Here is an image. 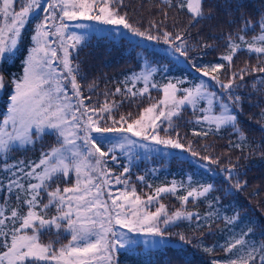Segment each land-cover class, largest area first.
Returning <instances> with one entry per match:
<instances>
[{
    "label": "snow or ice",
    "instance_id": "snow-or-ice-1",
    "mask_svg": "<svg viewBox=\"0 0 264 264\" xmlns=\"http://www.w3.org/2000/svg\"><path fill=\"white\" fill-rule=\"evenodd\" d=\"M158 7L162 19L145 24L129 14L125 0H0V62L16 56L29 23L36 21L21 73L9 78L0 71V92L12 88L7 111L0 115V264H119L120 249L135 243L131 233L144 234L149 238L144 243L156 246L172 235L167 228L180 221L194 222L196 230L207 228L212 234L217 221L234 225L240 220L242 208L234 207L233 201L225 205L213 193L221 192L228 199L248 184L238 165L256 149L247 142L239 117L246 96L251 95L249 87L264 94V11L253 20L242 11L245 0H223L227 19L217 15L209 0H161ZM172 10L188 16L186 26H177L169 15ZM97 31L113 39L162 42L173 56L192 59V67L207 79L187 81V87L181 79L158 85L154 76L161 69L141 55L140 71L114 89L100 90L98 78L89 81L79 58V50L88 46L89 33ZM250 33L255 34L249 37ZM136 46L146 47L139 41ZM221 46L224 51L216 61L198 66V58ZM241 53L254 56L256 63L237 67ZM157 88L162 98L137 116L121 113L125 102L150 99V90ZM185 109L193 113L189 123L200 126L192 131L198 138L231 130L236 139L229 140L228 147L240 152L235 162L230 154L210 151L209 144L201 146L203 154L194 150L178 123ZM48 137L54 142L48 143ZM37 145L36 159H12L13 152L34 150ZM165 149L197 157L208 172L217 165L227 188L190 175L186 181L173 179L142 196L131 182L133 162L140 159V150L146 155ZM121 156L126 164L121 165ZM222 157L227 164L222 165ZM109 164L121 171L115 172ZM136 180L153 187L144 175ZM165 194L175 196L181 208L169 212L159 202ZM190 201L206 203L208 211L188 210ZM153 202L158 203L154 211ZM253 231L248 227L224 245L211 246L203 244L202 233L196 237L197 246L208 253L223 247L227 259L212 264H264V241L247 239ZM45 235L55 239L45 242ZM64 235L70 237L67 243H62ZM176 235L192 244L187 234Z\"/></svg>",
    "mask_w": 264,
    "mask_h": 264
},
{
    "label": "trees",
    "instance_id": "trees-1",
    "mask_svg": "<svg viewBox=\"0 0 264 264\" xmlns=\"http://www.w3.org/2000/svg\"><path fill=\"white\" fill-rule=\"evenodd\" d=\"M128 5L126 9L130 15L136 20H142L145 24L149 19H162L159 11L161 0H125ZM210 4L216 5L217 15L221 19H227L224 16L223 0H209ZM242 11L246 12L253 20L259 14V11H264V0H245V7ZM41 16L43 13L40 14ZM170 17L174 16L177 26H186L188 16L179 10H172L169 13ZM239 15V13H235ZM35 20L29 23L25 35L24 45L17 52L16 56L7 59L0 63V70L6 76L11 78L13 75H18L22 70V60L26 55V49L30 46V36L35 26ZM171 24V20H169ZM227 28V25H225ZM231 30V29H228ZM258 31V29H257ZM193 37H195L196 29H192ZM255 33H250L249 37ZM137 40L132 38H117L113 39L106 36L104 33H90L88 36V46L79 50V58L83 61L82 68L87 73L89 81L94 77L98 78L100 90L114 89L120 81L124 80L133 72H138L142 66L141 55H146L152 63L159 67L161 70L154 76V82L162 85L169 81L175 83L177 79L185 80L186 83L182 86H189L187 81L198 82L200 79H207L202 77V74L192 67V59L182 56H173L168 51V45L162 42H149L145 41L143 44L146 47L136 46ZM221 48L218 51H208L197 60L200 63H208L209 61H216L218 55L223 52ZM194 54H190L192 56ZM246 62L255 64L256 59L254 56H248L244 53L240 54L236 60L237 67H243ZM251 80H248L249 85ZM83 83V82H82ZM121 87L123 85H120ZM142 87V85H138ZM251 93L246 96L245 103L243 104V112L240 114L241 126L245 130L248 137V143L252 145L254 151L248 158H241L239 161V171L246 173L242 175L241 179L247 180V187L243 192L236 196H229L228 199H223V193L214 192L213 195L220 196L223 203L227 205L229 201H233V206L242 208L241 218L234 225H226L223 220H219L212 225V234L208 233V229L202 230L195 229L194 222L180 221L167 228V232L172 233L171 236L163 239V243H158L152 246L151 243L145 244L138 242L135 245H128L120 249L118 253V261L121 264H212L214 260H225L228 254L224 251L223 247H216L213 252L208 253L203 251L202 247H198V240L203 233L204 245H224L230 236L233 234L238 235L242 230L246 231L248 227H253L254 231L247 237L249 240L256 242L264 241V116L261 115L264 111V94L252 92L251 88L247 90ZM12 94V88L9 86L3 91L4 99L1 106V114L3 115L8 100ZM243 94V93H242ZM93 95V100L97 99L96 94ZM150 99L136 98L124 103L120 109L121 113H131L133 117L137 116L143 109L150 103H155L162 98V91L157 89L150 90ZM102 100L103 97H100ZM115 99L120 100V96ZM193 119V113L190 109H185L182 113V119L178 121L181 125L180 132L186 135L187 140L193 142L194 150L200 151L204 144L212 145L210 151L215 153L230 154L233 162L236 157L240 155L237 150H231L228 147L229 140H235L236 137L231 134V130L222 131L221 133L209 135L208 138H198L192 134L193 128L199 130L200 126L189 123ZM115 135V134H110ZM161 135H164L162 132ZM48 143H53V138H47ZM141 152V151H140ZM40 153V146L37 145L36 149L28 151H15L12 153V159H36ZM121 165L126 164V159L120 157ZM228 160L222 157V165L227 164ZM109 167L117 173L121 168L114 164H109ZM213 172H208L199 164L197 157H191L188 153L175 149H165L157 153H149L144 155L141 152L140 159L133 162L131 182L135 183L137 191L145 196L151 194L156 186L169 183L171 180H187L188 176H193L194 180L201 182H213L217 188H227L225 182V174L222 171L216 170L217 165H211ZM156 171L153 172L152 170ZM144 175L146 180L153 186L149 188L143 182H138L136 177ZM183 192H178L182 195ZM159 202L167 206L169 212L181 208V203L175 196L165 194ZM158 206L157 202H153L150 210L154 211ZM188 210H196L201 214L208 211L207 204L197 201L195 204L191 201L187 205ZM231 215V212L228 213ZM254 221L255 224L251 222ZM176 233L187 234L192 238V244L181 242ZM193 233L195 235L193 236ZM52 235H45L43 239L49 240ZM146 239H149L145 236ZM55 239V237H53ZM69 236L65 235L61 238L62 243H66ZM157 241L162 238H154Z\"/></svg>",
    "mask_w": 264,
    "mask_h": 264
},
{
    "label": "rangeland",
    "instance_id": "rangeland-1",
    "mask_svg": "<svg viewBox=\"0 0 264 264\" xmlns=\"http://www.w3.org/2000/svg\"><path fill=\"white\" fill-rule=\"evenodd\" d=\"M84 22H86V23H88L87 21H84ZM104 26H102V25H97V29H99V28H103ZM77 31H80L79 29H76ZM94 33H97V34H101L102 32H99V31H97V32H94ZM90 34V33H89ZM127 35V34H126ZM132 39H134V40H137V41H139L140 43H144L145 41H141V38H139V37H133ZM1 63V62H0ZM1 71V70H0ZM3 99H4V95H3V91L2 92H0V109H1V106H2V101H3ZM8 102H9V100H8ZM6 111H7V106H6V110H5V112H4V114L6 113ZM0 114H1V110H0ZM142 153H143V150H140ZM145 155V154H144ZM131 235V237H132V239L135 241V243H131L130 245L131 246H133V245H135L136 243H138V242H141V243H143L145 240H146V238H145V235L144 234H142V233H131L130 234ZM53 235H52V237L50 238V239H53ZM64 237H65V235H64ZM69 239H70V237H69ZM45 241V240H44ZM48 240H46L45 242H47ZM68 242V241H67ZM66 242V243H67ZM65 243V242H64ZM119 264H121L120 262H119Z\"/></svg>",
    "mask_w": 264,
    "mask_h": 264
}]
</instances>
